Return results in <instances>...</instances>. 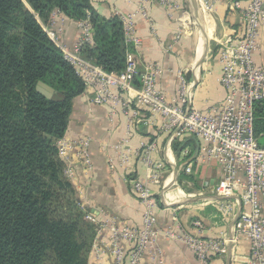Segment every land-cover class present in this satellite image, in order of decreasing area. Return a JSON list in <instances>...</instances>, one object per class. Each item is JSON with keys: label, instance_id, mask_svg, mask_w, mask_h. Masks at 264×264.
I'll use <instances>...</instances> for the list:
<instances>
[{"label": "built area", "instance_id": "2783aa9c", "mask_svg": "<svg viewBox=\"0 0 264 264\" xmlns=\"http://www.w3.org/2000/svg\"><path fill=\"white\" fill-rule=\"evenodd\" d=\"M148 1L140 0L139 5V11L145 17L148 14L144 5ZM159 1L171 14L184 8L183 0ZM233 6L241 9L242 26L221 42L218 52L224 98L206 110L193 105L192 83L182 70L178 73L175 95L167 96L159 88L163 67L152 61L142 64L133 52L143 42L133 13L116 12L114 15L122 21L125 42L132 48L127 50L125 67L120 72L107 71L82 56V45L93 41V28L89 19L77 22L80 37L73 47L66 46L60 39L59 34L63 33L68 17L59 9L52 12L51 26L45 30L83 78V93L87 94V102L93 106H107L113 127L119 125L114 117L118 111L128 120L125 136L110 145L113 154L108 159L109 167L116 170L118 166L130 164L133 150L129 141L137 126L155 125L159 116L162 117V123L158 127V135L167 138L168 149H173L171 145L176 140L196 136L204 145L200 147L195 160L215 161L221 171L215 185H211L210 181L204 185L220 197L217 206L223 217L235 218L236 232L249 240L250 253L244 264H264V146L255 132L256 105L264 101V64L256 60L260 30L264 27V0H246V5H243L242 0H235ZM184 13L189 14L188 11ZM181 35L179 32L176 40ZM92 141L89 135L76 140L67 137L58 140L59 156L64 162V174L68 178L75 177L73 158L78 159L84 171L92 172L95 169ZM156 152H160L157 139L141 142L134 152L147 169L146 178L130 179L132 191L142 206L141 226L120 224L110 217L100 219L91 212L86 216L98 228L91 251L99 262L108 251L113 264H143L147 254L153 264H161L162 250L157 246L161 233L167 238L184 242L200 262L227 253L228 242L237 240V235L231 239L227 236L205 237L201 219L185 226L176 210L164 229L157 227L158 204L153 186L172 182L178 165L167 171V164L155 159ZM180 154L186 161L190 157V150L185 147ZM188 165L183 169L190 173ZM177 201H180L178 205L184 204V201ZM105 232L109 236L107 244L100 243L98 238Z\"/></svg>", "mask_w": 264, "mask_h": 264}, {"label": "trees", "instance_id": "16d2710c", "mask_svg": "<svg viewBox=\"0 0 264 264\" xmlns=\"http://www.w3.org/2000/svg\"><path fill=\"white\" fill-rule=\"evenodd\" d=\"M55 9L90 20L93 41L81 54L105 70L120 72L132 49L122 21L92 0H0V264H88L97 235L59 156L85 82L40 22ZM39 81L57 94L39 92ZM255 115L264 146V101Z\"/></svg>", "mask_w": 264, "mask_h": 264}, {"label": "crops", "instance_id": "0c3cea01", "mask_svg": "<svg viewBox=\"0 0 264 264\" xmlns=\"http://www.w3.org/2000/svg\"><path fill=\"white\" fill-rule=\"evenodd\" d=\"M198 1L199 15L204 28L197 23L190 0H183L184 8L173 14L159 0H150L144 5L148 17L139 11L140 0H92L97 11L105 17H113L116 12L135 14L138 32L143 40L142 45L133 51L136 57L142 64L152 61L163 67V74L159 78V88L170 97L176 93L179 70L184 71L192 83L193 105L198 109L206 110L224 98L225 90L220 82L221 64L218 52L221 42L229 34L232 35L241 28L242 12L241 9L233 6L235 0ZM242 2L246 5V0ZM184 11H188L189 14ZM191 17L195 23L191 22ZM40 22L45 29L51 26L50 20L48 22L40 20ZM179 32L182 35L179 40H176ZM59 35L63 44L73 47L80 37L78 23L68 19L63 33ZM259 43L256 60L264 64V27L260 30ZM198 59H201L199 67H197ZM197 79L198 83L193 89ZM110 116L111 112L107 106H93L88 103L86 93L75 99L69 128L64 137L72 140L86 135L92 137L91 148L95 169L92 172L84 171L78 159L73 158L76 167L73 184L83 205L92 214H97L100 219L110 217L115 218L120 224L141 226L142 206L132 191L130 179L146 178L147 169L134 153L135 150L141 142L157 139L160 152L154 153V157L167 164V171L185 161L181 154H177L178 148L175 145L178 140L171 145L173 149L170 150L167 148V138L159 137L158 127L162 123V117L159 116V121L155 125L137 126L133 138L129 141V146L133 150L130 164L118 166L116 170L111 169L108 159L113 154V149L110 145L121 141L125 136L128 120L118 111L114 117L119 125L113 127L109 120ZM200 144L201 147L204 145L202 141ZM185 147L193 152V155L196 143L188 141ZM189 164L195 168V180L183 179L181 173L175 181L163 182L162 186H153L158 204L157 227L160 230L164 229L169 224L173 211L176 210L178 218L185 226L191 225L196 219H201L204 223L203 236L205 237L227 236L231 239L237 235L238 238L236 241L228 242L227 253L212 256L207 262H200L196 254L184 242L167 238L161 233L157 241V246L162 250L161 264H244L250 253L249 240L237 233L238 231L236 232L235 218L223 217L217 206L220 197L203 186L206 181L212 184L219 180L221 171L218 164L215 161L202 162L195 159ZM177 181H180L179 185L176 184ZM177 200L184 201V204L178 205L180 201ZM98 238L103 244H107L106 241L109 240L106 232ZM89 258V264H113V258L108 251L100 262L92 251ZM143 264H153L149 254L144 257Z\"/></svg>", "mask_w": 264, "mask_h": 264}, {"label": "water", "instance_id": "95a60500", "mask_svg": "<svg viewBox=\"0 0 264 264\" xmlns=\"http://www.w3.org/2000/svg\"><path fill=\"white\" fill-rule=\"evenodd\" d=\"M190 1L192 3V9H193V13H194V16L196 18L197 23L200 26H202V28H204L203 27L204 26L203 21H202L201 17L198 16L200 14L199 1L198 0H190ZM200 64H201V59L200 60L198 59L197 67H199ZM197 83H198V79L193 84V89L195 88V86H196ZM37 90L39 92H41L42 94H44L48 98H52L55 94H57V90L54 87L50 86L49 84H47V83H45L43 81H39L38 82V84H37ZM188 141H194L196 143L195 152H194V154L188 160H186L184 163H182L179 167H175V170H174V180L173 181L177 180L179 171H181L184 168L185 165L189 164L194 159H196L197 156H198V154H199L201 144H200L199 139L196 136H189V137H187L182 142V144L178 147L177 154L180 155L182 149L184 148L185 144Z\"/></svg>", "mask_w": 264, "mask_h": 264}, {"label": "rangeland", "instance_id": "374dc122", "mask_svg": "<svg viewBox=\"0 0 264 264\" xmlns=\"http://www.w3.org/2000/svg\"><path fill=\"white\" fill-rule=\"evenodd\" d=\"M191 22H193V23H195V21H194V19L191 17ZM184 141V139H182L181 141H179L178 140V142L176 143V147L178 148L181 144H182V142ZM192 153L193 152H191L190 151V156L192 155ZM180 165V164H179ZM179 165H178V167H179ZM187 167H190L191 168V170H190V173H187L184 169L183 170H181V171H179V176H180V174L182 173V177H183V179L185 178V179H187L188 178V180H195L196 179V171H194L195 170V168H194V166L192 165V164H189ZM183 171V172H182ZM66 176V175H65ZM67 177V176H66ZM68 178V177H67ZM191 178V179H190ZM71 182H73V183H75L74 182V178H68ZM176 184H180V181L178 182H176ZM211 185H215V183L213 182ZM203 186H205V185H203ZM206 187V186H205ZM212 188V187H211ZM209 189V188H208ZM78 194V193H77ZM78 197H79V195H78ZM79 203L81 204V206H82V208L83 207H85L84 205H83V201L81 200V198L79 197ZM86 208V207H85ZM91 212V211H90ZM90 212H88L87 213V215L88 214H90ZM86 215V216H87ZM92 222V221H91ZM89 257H90V254H89ZM89 261H90V258L88 259V264H89Z\"/></svg>", "mask_w": 264, "mask_h": 264}, {"label": "bare ground", "instance_id": "6f19581e", "mask_svg": "<svg viewBox=\"0 0 264 264\" xmlns=\"http://www.w3.org/2000/svg\"><path fill=\"white\" fill-rule=\"evenodd\" d=\"M199 17H200V15H199ZM203 39H204V38H203ZM204 41H205V39H204ZM202 45H203V44H202ZM202 45H201V46H202Z\"/></svg>", "mask_w": 264, "mask_h": 264}]
</instances>
